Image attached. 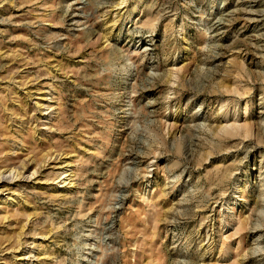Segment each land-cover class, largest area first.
Masks as SVG:
<instances>
[{
  "label": "rangeland",
  "instance_id": "rangeland-1",
  "mask_svg": "<svg viewBox=\"0 0 264 264\" xmlns=\"http://www.w3.org/2000/svg\"><path fill=\"white\" fill-rule=\"evenodd\" d=\"M260 43L264 0H0V264H264Z\"/></svg>",
  "mask_w": 264,
  "mask_h": 264
},
{
  "label": "bare ground",
  "instance_id": "bare-ground-1",
  "mask_svg": "<svg viewBox=\"0 0 264 264\" xmlns=\"http://www.w3.org/2000/svg\"><path fill=\"white\" fill-rule=\"evenodd\" d=\"M261 41V40H260ZM261 44V43H260ZM261 45H263V44H261ZM264 46V45H263ZM175 95V94H174ZM194 142V141H193ZM137 160V159H136ZM11 166V165H10ZM3 170H6L5 168L3 169ZM8 171V170H7ZM10 171V170H9ZM3 173V172H2ZM1 173V171H0V181H1V183H3V184H5V187H8L11 183L10 182H13V180L14 179H17L19 176H20V173H19V171L17 172V171H15L14 173H13V175H12V177H11V179H9V177H5L3 174ZM6 173V172H5ZM4 173V174H5ZM11 173H12V171H11ZM65 173H67V172H65ZM9 174V173H8ZM10 175V174H9ZM63 177V176H62ZM69 178V177H68ZM71 179V178H70ZM9 188V187H8ZM121 206V205H120ZM114 226V225H113ZM27 259V258H26Z\"/></svg>",
  "mask_w": 264,
  "mask_h": 264
}]
</instances>
